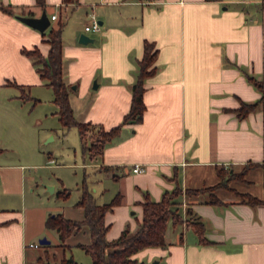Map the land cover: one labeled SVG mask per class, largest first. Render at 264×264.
Wrapping results in <instances>:
<instances>
[{
  "label": "crops",
  "instance_id": "crops-1",
  "mask_svg": "<svg viewBox=\"0 0 264 264\" xmlns=\"http://www.w3.org/2000/svg\"><path fill=\"white\" fill-rule=\"evenodd\" d=\"M81 3L91 6L88 14L97 16L101 29L93 31L97 35H90L94 41L87 44L77 35L69 43L63 37V76L78 121L118 125L131 107L145 43H152L156 52L155 71L145 80L142 120L126 124L98 160L83 157L114 186L111 190L100 179L96 194L108 198L110 192L111 200L122 196L106 214L109 224L110 217L119 219L107 239L118 237L127 224L133 231L138 228L146 193L157 201L177 183L184 190L213 186L235 171L244 176L229 182L233 189L218 188L219 201H209L208 192L182 196L184 219L190 209L204 222L207 243L199 242L186 223L169 222L165 246L147 247L133 256L158 264H264V107L246 117L237 113L242 101L255 102L262 95L248 76L264 82V0H80L77 5L0 0V124L2 115L23 113L27 101L42 100V88L33 93V87L50 88L34 57L23 52L37 47L47 55L50 44L43 33L48 29L42 32L17 15L46 10L50 18L56 15L53 25L57 12ZM17 84L24 85L25 98ZM51 99L54 103L53 90ZM52 133L54 139L50 127L45 136ZM4 149L0 145V155ZM11 161L0 158V202L6 194H24L25 182L34 191V178L28 181L24 174L29 164ZM135 164L146 170L134 172ZM47 187L56 195L65 189ZM236 191L263 201L247 203ZM22 201L20 208L0 207V264L6 256L5 264H26L23 244L53 236L46 220L58 206L27 205L24 195Z\"/></svg>",
  "mask_w": 264,
  "mask_h": 264
},
{
  "label": "trees",
  "instance_id": "trees-1",
  "mask_svg": "<svg viewBox=\"0 0 264 264\" xmlns=\"http://www.w3.org/2000/svg\"><path fill=\"white\" fill-rule=\"evenodd\" d=\"M38 1L44 2V0ZM63 2L66 5H77L80 0H63ZM2 9L10 14L14 13L12 8L2 6ZM65 24V21L60 20L57 27L51 25L43 33L47 36V41L50 44L47 55H44L37 47L34 49H23V52L28 56L34 57L41 77L46 80V84L53 90L54 103L59 108L58 114L61 123L65 127H77L84 159L94 162L103 155L106 145L121 134L126 124L142 120L146 109L144 101L145 80L155 71L156 52L152 43H145V51L143 58L140 60L139 72L132 85L131 107L118 125L106 128L101 124L80 122L74 114L70 101V87L63 76V28ZM248 79L259 89L262 95L255 102L242 101L241 106L237 109L240 117H246L249 113L264 107V82L253 75H249ZM17 86L23 91L22 98H25L27 95H25L26 89L24 85L17 84ZM243 176L244 173L237 174V172L233 171L229 173L228 177L223 176L221 182L216 185L188 187L185 190L177 183L175 188L165 191L162 198L157 201L151 199L146 193L145 200L142 201L143 216L138 222V228L133 231L130 224H127L121 234L114 240L107 239L110 225L106 222V214L114 206L121 203V194H117L110 202L99 203L94 193L86 185H83L81 198L77 202V205L84 209V219H71L62 212H57L48 216L46 225L57 229L63 242L83 226H88L91 242H80L78 245L90 254L93 264H153L152 262L138 260L133 255L147 247L165 246L166 230L169 222L174 224L184 222L196 232L199 242L207 243L209 241L206 237L204 222L192 216L190 209L187 210L189 217L186 220L184 219L181 208L184 192L189 197L201 196L208 192L211 196L209 201H219L216 190L221 187L233 189L229 186V182L234 178L238 179ZM70 193V190L65 188L63 191H58L57 195L67 198ZM236 193L241 197L242 201L247 203L255 205L263 201L249 193L237 191ZM59 263L80 264L73 256L63 257Z\"/></svg>",
  "mask_w": 264,
  "mask_h": 264
},
{
  "label": "rangeland",
  "instance_id": "rangeland-1",
  "mask_svg": "<svg viewBox=\"0 0 264 264\" xmlns=\"http://www.w3.org/2000/svg\"><path fill=\"white\" fill-rule=\"evenodd\" d=\"M90 8V5L81 3L76 7L68 8L66 12L61 11L62 14L57 12L59 17L57 20H53L52 24L58 26L60 20L66 22L63 34L66 43L74 40L76 35L79 39L81 33L96 37L95 32L87 33L84 29L86 24L92 23L88 12H92L93 9ZM38 88H42V100L36 101L35 104L27 101L23 113L2 115L5 120H2L0 124V145L5 147L0 158L29 164L26 165L27 169L24 174L28 181H30V176L34 178V191L31 192V187L26 186L27 182H25L24 194L20 191L6 194L4 201L0 202V207L20 208L24 195L27 205L36 203L58 206L56 210H53V213L63 212L71 219H82L84 218V209L77 205V202L81 198L83 185L95 193L99 203L111 201L110 192L108 198L96 194L95 188L100 179L103 184L110 186L111 190L114 186H111V182L102 177L101 171L84 163L78 129L65 127L58 115L53 113L56 105L51 99L52 89L45 86L33 87V93H36ZM33 93H30V96L35 95ZM50 127L54 128L56 135L54 139L51 138L53 133L45 136ZM62 129L65 130V133L61 131ZM40 156L42 158H39ZM49 156L53 157L54 162H49ZM54 184L58 186V189L68 188L71 192L69 197L58 198L55 193H51L47 185ZM109 219L113 221V224H109L107 219L106 222L111 226L110 234H113L117 230L119 219L112 220L111 217ZM50 231L53 234V236H49V239L52 240L51 245L40 243V238L47 235L35 239V243H38L39 247H30L29 242L23 244L24 251H26V264H47L70 256H73L80 264H93L90 254L78 245L80 242L89 243L91 241L90 231L86 225L67 238L63 243L65 245H59L63 241L57 229L50 228ZM154 261L152 260V262ZM5 263H7V256L2 260V264Z\"/></svg>",
  "mask_w": 264,
  "mask_h": 264
},
{
  "label": "water",
  "instance_id": "water-1",
  "mask_svg": "<svg viewBox=\"0 0 264 264\" xmlns=\"http://www.w3.org/2000/svg\"><path fill=\"white\" fill-rule=\"evenodd\" d=\"M17 18L22 20L23 22L27 23L28 25L37 28L38 30L44 32L47 30L51 25V18L48 15L46 10H43L40 15H17ZM79 41L82 43H89L93 42L94 38L91 37L89 34L82 33L80 35ZM52 189V186H51ZM51 240H49L47 237L40 238L41 244H49ZM47 264H60L59 262H49ZM153 264H158L157 261H154Z\"/></svg>",
  "mask_w": 264,
  "mask_h": 264
},
{
  "label": "built area",
  "instance_id": "built-area-1",
  "mask_svg": "<svg viewBox=\"0 0 264 264\" xmlns=\"http://www.w3.org/2000/svg\"><path fill=\"white\" fill-rule=\"evenodd\" d=\"M52 19H55L56 18V15H52L51 17ZM91 19H92V23L91 24H87L85 26V29L87 31H100L101 29V24H100V21L99 19L97 18V16H95L94 14L91 15ZM146 170V167L143 166L142 164H135L134 167H133V171L134 172H138V173H141V172H144ZM29 246L31 247H39L40 245L38 243H30Z\"/></svg>",
  "mask_w": 264,
  "mask_h": 264
}]
</instances>
